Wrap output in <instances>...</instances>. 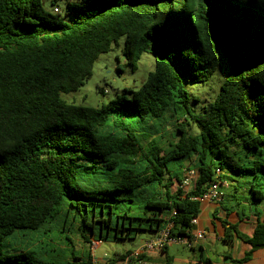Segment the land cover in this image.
I'll list each match as a JSON object with an SVG mask.
<instances>
[{"label":"trees","instance_id":"trees-1","mask_svg":"<svg viewBox=\"0 0 264 264\" xmlns=\"http://www.w3.org/2000/svg\"><path fill=\"white\" fill-rule=\"evenodd\" d=\"M60 12L0 0V264H93L95 241L135 240L170 222L173 236L192 238L198 197L236 175L250 178L240 181L246 202L264 204V0H78L69 21ZM121 37L133 69L154 55L145 80L98 107L64 98ZM220 51L228 75L197 108L186 83L208 82ZM175 117L179 137L164 153L151 130ZM238 236L251 245L233 261L243 264L264 247V220Z\"/></svg>","mask_w":264,"mask_h":264},{"label":"rangeland","instance_id":"rangeland-1","mask_svg":"<svg viewBox=\"0 0 264 264\" xmlns=\"http://www.w3.org/2000/svg\"><path fill=\"white\" fill-rule=\"evenodd\" d=\"M78 0H44L45 11L55 14L53 11L54 7L60 8L61 15L65 20L69 21L70 16L66 15V7L69 2H77ZM125 45V37H121L118 41V46L106 53L99 56L94 64L92 76L86 80L83 86H81L77 91L63 94V97L72 103L87 106V107H98L105 103L107 100L115 98L117 94L122 93L125 88L137 87L145 80L148 73L152 71L155 67L154 55L148 52L142 54L137 68L133 69L130 65H127V60L124 56L123 49ZM118 66L123 68L122 71L118 70ZM230 65L224 54L220 51L219 53V67L217 71L212 75V77L206 83H186V87L192 93V96L197 97L199 102H194L197 108L202 106V103H207V101L212 100L218 94L220 86L226 76L228 75ZM100 88L105 91V94L100 92ZM127 94L130 95L129 92ZM163 125L158 129L157 127L152 128V136L163 148L164 153H168L173 147L172 145L177 141L179 134L177 132L178 122L177 118H168L163 120ZM153 123L146 124L147 127H152ZM189 131L191 133L196 132V127L193 124L188 125ZM45 157L58 159L54 154L45 153ZM67 157H61L64 159ZM78 159V158H76ZM129 165L133 164L134 161H128ZM238 163L243 166L242 161ZM260 167L257 168L259 171ZM234 176L232 180L231 189L238 184L240 189L241 197L244 201H248L245 197H250L251 193L247 189H243L242 181L250 180L249 176ZM97 180V179H96ZM99 180V179H98ZM239 181V183H238ZM241 181V182H240ZM101 185H113L110 180L101 179ZM222 184V188L227 191L229 188ZM221 186V185H220ZM228 186V185H227ZM221 188V189H222ZM230 190V189H229ZM149 232H142L135 240H116V241H101L98 247L92 248L93 253V264H110L108 260H114L112 264H124L122 260L117 259L118 256L125 252L126 250H134L137 244ZM200 241V240H199ZM198 241V242H199ZM73 246L76 248L78 253L83 252L87 255L89 253V245H86L80 238L79 235H73ZM99 241H95L98 245ZM183 246V247H182ZM170 251L181 250L185 254L191 255L192 250L187 246L176 243L169 246ZM49 263V262H48Z\"/></svg>","mask_w":264,"mask_h":264},{"label":"crops","instance_id":"crops-1","mask_svg":"<svg viewBox=\"0 0 264 264\" xmlns=\"http://www.w3.org/2000/svg\"><path fill=\"white\" fill-rule=\"evenodd\" d=\"M194 179H189L187 171L182 188L190 190ZM225 184L230 190L225 191L222 185L219 186L224 194L222 200L201 201L198 223L193 227V232L202 230L205 237L189 247L191 255L181 250L170 251L169 247L165 250H142L144 241L153 235L150 233L140 240L134 250H126L117 259L124 264H235L234 260L245 258L251 245L240 238L238 233L248 236L254 234L258 223L264 220V204L253 205L239 201L236 197L238 184L233 189L232 181ZM100 244L101 241L94 247ZM83 251L81 255L85 254ZM109 262L112 264L115 261L108 260ZM243 264H264V247L254 251Z\"/></svg>","mask_w":264,"mask_h":264},{"label":"built area","instance_id":"built-area-1","mask_svg":"<svg viewBox=\"0 0 264 264\" xmlns=\"http://www.w3.org/2000/svg\"><path fill=\"white\" fill-rule=\"evenodd\" d=\"M60 9L59 7H55L54 11L58 12ZM189 179L196 177L195 170H189ZM223 193L219 190V183L213 184L208 191L201 197H198L200 201H220L222 200ZM193 225L195 226L198 223V217H195L192 221ZM173 223L170 222L166 227L162 228L158 232L154 233L150 238L146 239L143 243L142 250H163L170 245L181 243L187 247H193V244L202 240L205 237V232L202 230H197L195 232L192 231V238L187 237H180V236H173L170 232ZM193 226V227H194ZM96 246L95 242L93 244V248Z\"/></svg>","mask_w":264,"mask_h":264}]
</instances>
